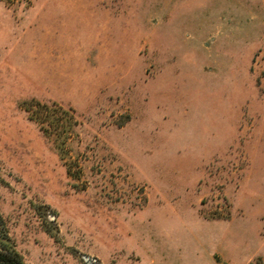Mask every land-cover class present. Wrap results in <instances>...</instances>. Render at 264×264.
I'll return each instance as SVG.
<instances>
[{"label": "rangeland", "instance_id": "374dc122", "mask_svg": "<svg viewBox=\"0 0 264 264\" xmlns=\"http://www.w3.org/2000/svg\"><path fill=\"white\" fill-rule=\"evenodd\" d=\"M0 246L264 264V0H0Z\"/></svg>", "mask_w": 264, "mask_h": 264}, {"label": "trees", "instance_id": "16d2710c", "mask_svg": "<svg viewBox=\"0 0 264 264\" xmlns=\"http://www.w3.org/2000/svg\"><path fill=\"white\" fill-rule=\"evenodd\" d=\"M0 264H28L14 250L4 249L0 246Z\"/></svg>", "mask_w": 264, "mask_h": 264}]
</instances>
